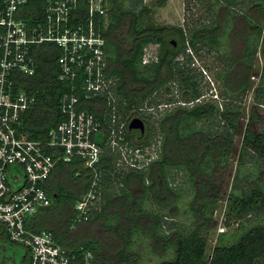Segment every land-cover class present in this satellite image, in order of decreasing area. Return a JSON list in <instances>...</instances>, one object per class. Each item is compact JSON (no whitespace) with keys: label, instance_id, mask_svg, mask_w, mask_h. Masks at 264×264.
Here are the masks:
<instances>
[{"label":"trees","instance_id":"16d2710c","mask_svg":"<svg viewBox=\"0 0 264 264\" xmlns=\"http://www.w3.org/2000/svg\"><path fill=\"white\" fill-rule=\"evenodd\" d=\"M46 1L28 0L19 9L17 17L28 25L43 22ZM127 1L128 7H124ZM205 6L207 22L188 32L182 28H156L148 23L150 12L143 0H106L105 15L92 18L95 32L104 40V57L108 63L105 76L113 85L97 97L84 101L81 108L101 120L104 134L112 126V117L116 120L114 129L126 121L128 128L134 118L139 119L145 129L143 146L159 144L157 160L151 163L146 173H141L116 166L117 153L103 142L104 138L97 140L102 150L101 163L97 167L100 202L95 209L88 211V220L80 222L100 219L104 230L110 231L121 247L108 254L100 242L87 241L72 251H90L93 264H137L138 256L131 247L136 246L138 235L146 238L150 252L158 258L171 251L170 258L156 264H264L262 225L250 228L235 244H217L211 254H208L206 240L214 227L213 216L218 203L225 197L224 190L217 183L221 177L217 178V171L228 167L234 151L239 163L255 161L264 168V117L260 108L264 107V63L244 127L241 122L244 110L236 103L250 87L244 82L237 86L230 83L236 73L241 78L253 75L255 56L264 32V0H208ZM79 11L86 27L89 21L87 0H80ZM236 32H245L240 59L231 55L228 49L229 39ZM149 45H157V61L143 64V51ZM221 45H227L228 50L223 62L229 58L228 70L217 77L223 90L220 95L227 101L221 105L222 110L212 102H201L204 87L196 75L201 78L202 74L195 75V70L190 68L192 56L189 54H209ZM261 54L264 60V50ZM31 55L35 60V74L24 80L27 82L24 87L34 95L36 105L25 117L22 131L31 139H41L61 120L58 101L64 93H69L71 86L57 79L60 50L53 43L34 46ZM180 55L184 57L181 63L177 61ZM175 82L180 94L178 101L167 98L162 104L189 106H178L170 112L165 110L160 118H155L147 109L157 111L160 89L168 91V84ZM74 93L80 100L84 99L85 92L79 87ZM95 105L100 107V112ZM205 123L208 124L204 127L198 125ZM126 131V140L140 143L128 129ZM239 135L241 141L236 148L235 139ZM61 169L68 175L67 182L73 178L81 181L80 193L74 194L60 183ZM55 170L42 187L51 200L49 208L56 209L65 204L71 207L72 216L67 222L70 229L79 223L74 206L90 185L92 173L81 169L79 163L60 164ZM178 174L184 176L189 186L187 192L191 194L189 203L184 206L191 224L183 229L168 222L175 217V210L179 211L180 201L186 193L176 185ZM237 178L233 189L238 187ZM242 178L249 186L246 191L240 196L233 192L227 195L228 217L237 220L264 211V190L256 181L248 182L247 178ZM134 189H138L137 193ZM148 197L161 214L144 209ZM8 242L6 236L0 238L1 244ZM8 256L17 258V261L22 259L19 264L25 263L23 252L19 256L0 252V264H12L7 261Z\"/></svg>","mask_w":264,"mask_h":264},{"label":"built area","instance_id":"2783aa9c","mask_svg":"<svg viewBox=\"0 0 264 264\" xmlns=\"http://www.w3.org/2000/svg\"><path fill=\"white\" fill-rule=\"evenodd\" d=\"M87 1L89 21L84 27L80 0H47L43 22L33 25L17 17L28 0H0V238L4 235L9 241L4 244L24 249V264L94 261L90 251L72 253L59 245L50 231L31 227L36 214L51 205L42 185L56 166L79 163L81 169L92 173L90 185L74 206L76 220L80 222L88 220V211L100 201L97 167L102 150L98 139L104 138L103 142L120 156L116 166L125 170L141 172L157 159L156 150L155 155L147 157L146 146L125 139L127 121L114 129L116 120L112 117V126L104 134L101 120L81 108L84 101L113 85L105 76L108 63L104 40L95 32L92 19L105 15L106 0ZM42 43H53L59 48L57 79L71 87L69 93L59 98V123L45 137L31 139L22 129L36 100L26 91L24 80L35 74L31 52ZM153 57L154 60H148L149 56L143 54L142 63L155 62L157 57ZM77 87L85 92L83 100L74 93ZM95 108L100 112L99 106Z\"/></svg>","mask_w":264,"mask_h":264},{"label":"rangeland","instance_id":"374dc122","mask_svg":"<svg viewBox=\"0 0 264 264\" xmlns=\"http://www.w3.org/2000/svg\"><path fill=\"white\" fill-rule=\"evenodd\" d=\"M208 3V0H190L186 2L185 0H143V5L148 8L150 15L148 16V23L153 25L156 28L166 27V28H182L184 31L188 32L193 27H198L199 25L206 23L208 19V11L205 6ZM124 7H128V1L125 3ZM240 28V27H239ZM245 32L234 33L232 37L229 39V52L236 59H240L243 51V38ZM261 44L258 46V52L255 56L254 60V72L252 76H241L236 73L231 77V85L237 86L239 83H247L249 85V90L239 101H237V105L240 109L244 110V115L241 117L242 126L247 123L248 117L250 114V108L254 100L255 87L260 83L261 78H259V73L262 72V65L264 63L263 56L261 54V50H264V32L260 37ZM157 45H149L147 47V52L143 51V54L149 56L148 60H154L153 56L157 55ZM227 45H221L218 50H212L209 54L207 52H201L198 56L194 53L190 52L192 64L190 68L195 70V75L200 72L202 77L197 80H201V85L204 87L203 92L204 96L201 98V102H212L213 104L218 105L219 109L222 110L221 105L224 101L221 97V93L223 92L221 83L217 77L228 70L227 64H229V58H226V62H223V57L227 52ZM189 52V51H186ZM152 58V59H151ZM225 58V57H224ZM178 62H183L184 57L180 55L177 59ZM152 62V61H151ZM150 62V63H151ZM245 73V70H242ZM258 72V73H257ZM258 74V76H257ZM168 91L165 89H160L159 95L157 96L159 106L156 108V112L153 109H148V112L153 113L155 118H160L161 114L165 112V110L172 111L178 106H189V104L183 103H175L174 105H165L162 103L166 102L167 98H174L176 101L177 97L180 94L177 91L176 82L175 84H168ZM262 115L264 117V107H260ZM205 124H198L206 126ZM241 135V134H240ZM236 137V148H239L241 136ZM158 149L159 144L153 147V150L149 147L144 148V152L147 153V157H152L155 155L157 151L158 158ZM156 150V151H155ZM117 155V160H119L120 156ZM157 160V159H156ZM255 162V161H254ZM245 162L239 163L237 152L233 153V157L226 169H221L217 171V183L221 185L222 189L225 192V197L221 199L218 203V207L214 213V227L208 232L207 235V243H208V254H211L212 249L217 244H228L232 245L237 243V241L253 226L262 225L264 226V211L260 214H251L243 219H234L233 217L229 218L227 213V195L230 192H233L235 195L241 194L242 191H246L248 188L247 181H242V177L247 178L248 182L256 181L260 187L264 190V168L259 165V163ZM147 169L142 170L141 173H146ZM174 173V171H173ZM238 176L236 182L237 188L233 189L232 185ZM184 176L178 174V181L176 183L177 186H181L183 190L186 191L184 194V199L180 201L179 211L175 210L174 218L171 221L176 225H178L181 229L188 228L191 224V221L187 214L184 212L186 208L184 206L189 203L191 194L187 188L189 187L184 180ZM145 184H148L146 182ZM68 185V184H67ZM69 190L80 192V185L76 184L71 186L69 184ZM138 189H134V192L137 193ZM100 202V201H99ZM144 209L152 210L156 212H161L156 210L155 205L152 203L150 198L144 201ZM177 208V207H176ZM64 210L65 216H68L72 213V210L69 208H65ZM161 214V213H160ZM79 222V221H78ZM101 220L96 219L91 222H79L78 225H72L71 230L67 231L68 234L63 236L64 243L68 246H78L81 243L87 241H98L103 246V248L107 251L108 254H113L118 251L121 247L120 242L115 238V236L110 231H105L101 225ZM226 223L228 225H226ZM47 229H50L53 232L58 234L66 232V228L61 220H51L48 223ZM61 235V234H60ZM143 235H138L136 246L131 247V251L136 253L138 256L137 264H156L160 260L168 259L171 256V251L164 257H156L149 250V246L147 245L146 238ZM20 252H19V251ZM17 251L12 250L6 244L0 243V252H4L6 255H11L12 253H16L19 256V253H24L23 248L18 247ZM8 262H11V259H7Z\"/></svg>","mask_w":264,"mask_h":264},{"label":"crops","instance_id":"0c3cea01","mask_svg":"<svg viewBox=\"0 0 264 264\" xmlns=\"http://www.w3.org/2000/svg\"><path fill=\"white\" fill-rule=\"evenodd\" d=\"M64 167H67V166H64ZM64 169H61L60 172H61V175H60V183L67 189L69 190L68 186H70L69 184H72L71 186H74L76 184H79L81 181L79 179H75L73 178L72 180H70L69 182H67L68 180L65 179L68 175H66L67 173L63 171ZM56 172V170H55ZM58 172V171H57ZM64 176V177H63ZM68 184V185H67ZM81 187V186H80ZM71 191V190H70ZM81 191V189H80ZM86 191V190H85ZM84 191V192H85ZM72 193L74 194H78L80 192H76V191H72ZM65 208H69L71 209L70 206H68L67 204L65 205H62V206H59L57 207L56 209H53V208H46V209H43L41 210L40 212H38L36 214V216L34 217L33 221H32V228L35 230H47V231H50L53 235H54V238L56 240V242L61 245L62 247H64L65 249L67 250H70V251H73L75 250L78 246H80L81 244H79L78 246H68L64 243V240L62 239L63 236H65V234H68L69 232L67 231H70V229H68V226H67V222L70 221V218L72 216V213L68 216H65V213H64V210H66ZM72 210V209H71ZM51 220H61V223L64 224L65 228L67 229L66 232H64V230L62 231V233L58 234L56 232H53L51 231L50 229H47L46 227L48 226V223H50ZM78 225V224H76ZM74 225V226H76ZM72 227V226H71Z\"/></svg>","mask_w":264,"mask_h":264},{"label":"water","instance_id":"95a60500","mask_svg":"<svg viewBox=\"0 0 264 264\" xmlns=\"http://www.w3.org/2000/svg\"><path fill=\"white\" fill-rule=\"evenodd\" d=\"M128 130L132 136L137 139H141L145 131L144 124L139 119L135 118L130 122Z\"/></svg>","mask_w":264,"mask_h":264},{"label":"flooded vegetation","instance_id":"af4514ba","mask_svg":"<svg viewBox=\"0 0 264 264\" xmlns=\"http://www.w3.org/2000/svg\"><path fill=\"white\" fill-rule=\"evenodd\" d=\"M156 61H157V59H156ZM155 61V62H156ZM150 109V108H149ZM151 109H153V108H151ZM148 110V109H147ZM156 112V111H155ZM135 119V118H134ZM145 136V132H144V134H143V136L142 137H144ZM135 138V137H134ZM143 138H141V139H137V138H135V140L136 141H138V142H140V143H137V144H142L143 145V140H142ZM9 246V248H11L12 250H14V251H17L18 250V248L17 247H15V246H12V245H8ZM14 254H16V253H14ZM7 259H11V262H12V264H19L20 263V260H22V259H19V261H17V258H12L11 256H8V258Z\"/></svg>","mask_w":264,"mask_h":264}]
</instances>
